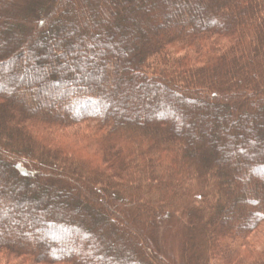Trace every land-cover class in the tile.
Returning a JSON list of instances; mask_svg holds the SVG:
<instances>
[{
  "label": "trees",
  "instance_id": "1",
  "mask_svg": "<svg viewBox=\"0 0 264 264\" xmlns=\"http://www.w3.org/2000/svg\"><path fill=\"white\" fill-rule=\"evenodd\" d=\"M83 4L0 0V264H264V0Z\"/></svg>",
  "mask_w": 264,
  "mask_h": 264
},
{
  "label": "rangeland",
  "instance_id": "2",
  "mask_svg": "<svg viewBox=\"0 0 264 264\" xmlns=\"http://www.w3.org/2000/svg\"><path fill=\"white\" fill-rule=\"evenodd\" d=\"M84 1V4H87V5H90L91 4V0H83ZM83 4V5H84ZM83 7V6H82ZM262 133V132H261ZM24 188L25 189H27V191H29V189L31 190V189H35V188H30V186L29 185H25L24 186ZM37 189V188H36ZM44 191H45V189H44ZM46 192V191H45ZM261 230V229H260ZM259 230V231H260ZM173 234V237L171 238V239H168L167 241H161L160 239H159V243H161L162 244V246H163V249L165 250V251H167V252H170L171 250H173V252L172 253H174L175 252V250H174V243L176 242L175 241V239H177V237L175 236L176 235V233H175V231H173L172 232ZM254 235V234H253ZM257 238L259 239L260 238V233L259 234H257ZM157 239V238H156ZM158 241V240H157ZM175 241V242H174ZM181 243V239L179 238V241H178V244L177 245H181L180 244ZM187 257H185V259H186Z\"/></svg>",
  "mask_w": 264,
  "mask_h": 264
}]
</instances>
